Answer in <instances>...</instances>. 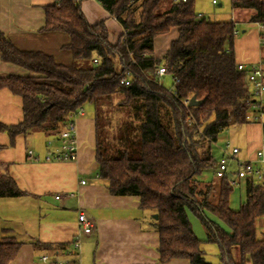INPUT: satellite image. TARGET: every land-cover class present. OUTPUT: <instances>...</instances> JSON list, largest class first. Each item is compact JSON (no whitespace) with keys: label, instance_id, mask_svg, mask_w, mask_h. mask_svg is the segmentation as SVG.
Masks as SVG:
<instances>
[{"label":"trees","instance_id":"1","mask_svg":"<svg viewBox=\"0 0 264 264\" xmlns=\"http://www.w3.org/2000/svg\"><path fill=\"white\" fill-rule=\"evenodd\" d=\"M96 1L123 29L114 43L103 20H86L81 0L43 8L40 30L68 35L69 65L19 50L0 31L1 61L33 73L0 77V88L22 100V120L0 122L9 146L18 134L43 132L56 140L70 115L90 103L96 176L109 194L136 196L141 210L156 215L151 226L158 233V264L174 258L212 264L203 257V242L216 245L219 264H264V173L260 180L242 179L243 200L232 208L233 186L215 176L218 160L211 153L220 131L254 121L247 71L235 61L236 21L198 16L194 0ZM230 6L250 11L247 21L264 25V0H230ZM171 30L176 37L154 56L155 38ZM260 37L264 42V30ZM159 66L162 77L155 74ZM167 76L168 87L162 83ZM193 95L202 102L184 106L182 100ZM211 172L215 180L204 182L202 175ZM20 195L13 179L0 172V198ZM189 213L204 228L203 240L192 230ZM8 231L0 223V264H9L21 246ZM33 245L56 257L71 253L68 243Z\"/></svg>","mask_w":264,"mask_h":264},{"label":"crops","instance_id":"2","mask_svg":"<svg viewBox=\"0 0 264 264\" xmlns=\"http://www.w3.org/2000/svg\"><path fill=\"white\" fill-rule=\"evenodd\" d=\"M56 1L0 0V31L19 50L40 51L51 55L57 63L69 65L72 63L71 52L64 48L69 41L68 35L61 31L40 30L44 25L43 8ZM81 10L89 23L105 22L110 42L114 43L122 34L121 26L96 0H81ZM231 20L245 26L243 34L234 40L236 63L264 61V47L260 44L257 24L241 18ZM250 26L246 34V28ZM176 35V31L171 30L157 36L154 56L160 57ZM10 74L26 76L33 73L0 59V77ZM83 111L84 114L75 121L77 157L73 161L53 158L58 142L46 133L18 134L14 145L9 146L8 135L0 131L3 174L9 175L23 192L20 196L0 198L1 226L9 229L7 235L21 243L9 264H55L50 263L53 261L62 264L66 259L76 264H158L159 241L158 233L151 226L153 214L139 208L136 196L109 194L104 182L96 176L93 106L86 103ZM260 119L264 120V116ZM21 120V97L7 88H0V122L10 125ZM231 127L239 136L237 143L231 145L239 149L236 157L252 159L262 143L263 126L259 118L243 125L234 122ZM48 140L51 141L49 145ZM213 145L211 153L218 160L225 145ZM212 178V172L202 175L203 181ZM242 181L237 186H241ZM242 200L243 196L230 206L237 208ZM79 212H83L91 224L87 233L78 223ZM75 238L79 240L78 249L58 257L33 245L35 241L68 243L71 250V242ZM44 255L48 256L49 263L41 261ZM165 264L193 263L188 259L174 258Z\"/></svg>","mask_w":264,"mask_h":264},{"label":"built area","instance_id":"3","mask_svg":"<svg viewBox=\"0 0 264 264\" xmlns=\"http://www.w3.org/2000/svg\"><path fill=\"white\" fill-rule=\"evenodd\" d=\"M216 0H211V3H215ZM259 31L264 30V25L257 24ZM95 61V60H94ZM237 68L240 70H246L247 75L246 79L250 84L252 94L254 96L255 104L253 107L254 114L251 115L253 120L259 118V122L263 126V137L262 143L259 148H257L254 152L252 159H238L236 154L239 152L237 147H229L225 145L223 148V153L221 157L218 159L217 166L215 168L214 174L216 177H226L230 185L237 186L238 182L245 178H253L256 180H260L264 173V120L260 119L264 116V61L259 60L257 62L251 63H237ZM155 74L158 77H162L165 74V70L162 66H159L155 70ZM121 83L127 85L128 79L123 78ZM184 106L189 105V98H185L182 100ZM84 114L83 108H78L74 113L70 115V119L67 124L56 134V141L58 142L57 149L53 158L55 160L61 161H73L77 157V139H76V119L79 116ZM55 140V139H54ZM51 143L50 140L47 141L49 145ZM29 153H31L29 151ZM48 158V157H47ZM232 161L235 164V169L231 170L229 168L228 163ZM0 172L3 173V167L0 165ZM84 183V181H81ZM78 223L81 226V230L84 233L89 232L91 224L86 218L83 212H79ZM79 240L77 238L73 239L71 242V253L75 252L78 249ZM77 260V259H76ZM41 261L44 263H49L48 256H41ZM72 260L66 259L62 262V264H71ZM50 263H58V262H50Z\"/></svg>","mask_w":264,"mask_h":264},{"label":"rangeland","instance_id":"4","mask_svg":"<svg viewBox=\"0 0 264 264\" xmlns=\"http://www.w3.org/2000/svg\"><path fill=\"white\" fill-rule=\"evenodd\" d=\"M217 3L213 4L211 3V0H194V11L196 14L206 16L210 20H219V21H227L231 20V18H241V20H246L248 18V15L250 14L248 10L243 9H232L230 6V0H216ZM203 13V14H201ZM244 24L238 23L236 26L237 29V37H240L242 33V29L244 28ZM248 27L246 28L247 33L249 32ZM262 46H264V42L261 41ZM162 83L164 86L168 87L171 84L170 77H164L162 78ZM239 139L238 134L236 135L234 133V128L228 126L227 128L220 131V133L217 136V139L214 144L218 145H226L225 143H228V146L231 147L233 143H237V140ZM109 140V138H108ZM212 150L214 151L216 155V149L215 146H212ZM231 162V161H230ZM229 162V167L231 170H234V164ZM212 180H215L212 178ZM207 182V181H204ZM244 195V188L243 185L241 186H234L230 195L231 203L230 205L234 206L235 201L238 200L239 197ZM237 203V202H236ZM190 225L192 230L194 231L195 235L200 238L204 239L206 236L205 230L202 227L199 220L191 213L188 214ZM202 248L204 249L203 257L206 261L211 262L212 264H219L218 258H217V248L216 245L213 243H202Z\"/></svg>","mask_w":264,"mask_h":264},{"label":"water","instance_id":"5","mask_svg":"<svg viewBox=\"0 0 264 264\" xmlns=\"http://www.w3.org/2000/svg\"><path fill=\"white\" fill-rule=\"evenodd\" d=\"M202 102V100H198L196 99V97L193 95L189 98V105L194 106V105H198ZM154 218H156V215H153Z\"/></svg>","mask_w":264,"mask_h":264}]
</instances>
